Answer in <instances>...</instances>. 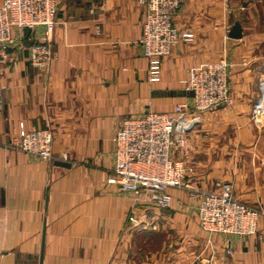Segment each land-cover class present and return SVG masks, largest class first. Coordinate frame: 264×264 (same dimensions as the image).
<instances>
[{"label": "crops", "instance_id": "obj_1", "mask_svg": "<svg viewBox=\"0 0 264 264\" xmlns=\"http://www.w3.org/2000/svg\"><path fill=\"white\" fill-rule=\"evenodd\" d=\"M146 10L147 0H59L46 70L28 60L44 28L12 29L0 59V264H264V211L243 236L204 231L197 218L203 192L218 181L244 203L264 204V120L252 114L264 79V0H185L173 23L194 39L163 57L158 82L148 79L139 43ZM236 19L241 38L228 36ZM220 59L232 63V101L191 108L188 155L172 151L185 169L170 206L108 182L124 119L192 106L191 72ZM33 127L52 130V160L13 145Z\"/></svg>", "mask_w": 264, "mask_h": 264}, {"label": "built area", "instance_id": "obj_2", "mask_svg": "<svg viewBox=\"0 0 264 264\" xmlns=\"http://www.w3.org/2000/svg\"><path fill=\"white\" fill-rule=\"evenodd\" d=\"M185 0H147L139 43L148 58V79L158 82L162 76L163 57L168 55L179 40L191 41V30H180L173 16ZM59 0H1L0 1V59L13 43L12 29H33L44 32L28 46V60L38 69L46 70L53 60L51 34L57 22ZM232 63L223 59L213 61L192 71L186 88L191 91L192 106L186 102L175 105L172 113L148 110L141 115L124 119L113 135L115 163L107 181L121 190L130 191L142 203L160 208L170 206V188L183 185L184 162L174 159L177 148L188 155L189 112L213 109L232 101L229 89V70ZM262 94L254 104L252 114L256 124L264 120V79ZM3 103L0 90V105ZM53 132L48 127H33L15 135V147L53 159ZM67 158V153H62ZM260 207L237 199L229 182L218 181L216 188L204 191L197 205V218L201 229L208 232L247 235L256 230L255 216ZM128 221L139 224L133 211ZM227 251H231L227 248Z\"/></svg>", "mask_w": 264, "mask_h": 264}, {"label": "water", "instance_id": "obj_3", "mask_svg": "<svg viewBox=\"0 0 264 264\" xmlns=\"http://www.w3.org/2000/svg\"><path fill=\"white\" fill-rule=\"evenodd\" d=\"M242 35H243V28L241 24V19H236L231 23L228 29V36L232 38H241ZM56 163L66 166L70 165L69 162L61 159L57 160Z\"/></svg>", "mask_w": 264, "mask_h": 264}]
</instances>
